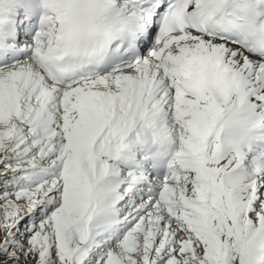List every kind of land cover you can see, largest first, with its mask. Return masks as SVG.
I'll return each mask as SVG.
<instances>
[{"label": "snow or ice", "instance_id": "6c2138e0", "mask_svg": "<svg viewBox=\"0 0 264 264\" xmlns=\"http://www.w3.org/2000/svg\"><path fill=\"white\" fill-rule=\"evenodd\" d=\"M0 264H264V0H0Z\"/></svg>", "mask_w": 264, "mask_h": 264}]
</instances>
